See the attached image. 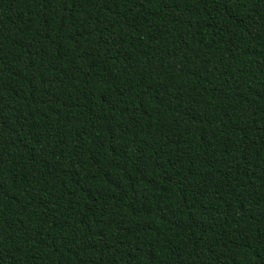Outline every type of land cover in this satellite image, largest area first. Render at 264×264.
Returning <instances> with one entry per match:
<instances>
[{"label": "trees", "instance_id": "16d2710c", "mask_svg": "<svg viewBox=\"0 0 264 264\" xmlns=\"http://www.w3.org/2000/svg\"><path fill=\"white\" fill-rule=\"evenodd\" d=\"M0 264H264V0H0Z\"/></svg>", "mask_w": 264, "mask_h": 264}]
</instances>
